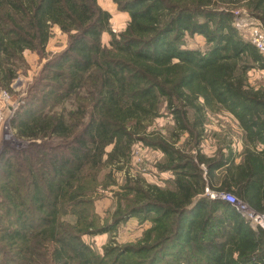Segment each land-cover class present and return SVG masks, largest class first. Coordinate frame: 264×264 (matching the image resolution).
<instances>
[{"label":"trees","instance_id":"obj_1","mask_svg":"<svg viewBox=\"0 0 264 264\" xmlns=\"http://www.w3.org/2000/svg\"><path fill=\"white\" fill-rule=\"evenodd\" d=\"M113 2L130 16L118 34L97 0H0V90L28 70L26 52L48 60L11 120L29 147L0 155V264H264V229L206 193L264 214V88L249 82L264 53L235 26L242 9L264 26V0ZM56 27L68 45L52 55ZM197 36L205 48L187 45ZM220 111L239 123L241 153L203 152ZM138 144L163 153L165 187L131 173ZM111 187L103 221L96 201ZM132 218L152 223L136 244L101 255L83 240Z\"/></svg>","mask_w":264,"mask_h":264},{"label":"rangeland","instance_id":"obj_2","mask_svg":"<svg viewBox=\"0 0 264 264\" xmlns=\"http://www.w3.org/2000/svg\"><path fill=\"white\" fill-rule=\"evenodd\" d=\"M100 10L111 14L110 26L113 32L120 33L124 31L130 21V16L126 12H122L114 4L113 0H97ZM236 14V24L241 28L247 37L252 41L254 39L255 30H260L264 33L262 23L250 16L246 10H239ZM111 40L110 34L107 32L103 36V45L107 46ZM68 45V35L63 34L57 27L53 30L52 38L49 42L47 52L53 54L60 53ZM187 45L191 48H205L206 42L204 38L197 36L190 38ZM25 58L28 63V70L20 74L15 81L12 91H8L11 97L9 105L2 104L0 97V108H3L6 116V124L0 129V155L4 149H12L17 153L25 151L31 141L22 139L18 136L17 130L13 127L11 120L17 109L24 104L30 86L34 83L35 77L38 75L43 65L48 61L41 60L37 54L30 52L25 53ZM249 82L253 87L264 88V72L252 71L249 73ZM3 90H0V93ZM16 105V110H12L10 105ZM11 105V106H12ZM164 117L158 119L155 126L159 130L166 132L172 125V118L167 116L165 109L162 110ZM206 139L203 143V152L208 156H213L218 149L225 144H230L232 149L237 153L243 151V131L239 123L226 111L210 113L207 121ZM6 129L13 131V137L9 141L3 139V132ZM47 143L51 142L46 140ZM58 141L53 140L51 143ZM164 155L160 151L145 147L142 144L134 146L133 158L131 163V173L140 175L149 183L161 187H165L169 180L173 178L172 174L161 173L157 169L158 163L163 159ZM124 173L119 175L120 185L123 181ZM119 192L118 187H111L109 190H99L102 198L96 201V212L103 219L108 218L109 212L114 210L115 198L114 193ZM207 193V192H206ZM211 198V197H210ZM33 217V216H32ZM152 227L151 221H142L139 218H132L121 224L115 233H105L97 235H85L83 240L96 252L103 254L104 247L109 244L128 245L136 244L143 237L144 233Z\"/></svg>","mask_w":264,"mask_h":264},{"label":"built area","instance_id":"obj_3","mask_svg":"<svg viewBox=\"0 0 264 264\" xmlns=\"http://www.w3.org/2000/svg\"><path fill=\"white\" fill-rule=\"evenodd\" d=\"M237 15L239 13H236ZM235 26L241 30V28L235 23ZM252 43L264 53V33L260 30H255L254 39ZM15 83V82H14ZM14 85H12L13 87ZM1 98L3 105H9L11 97L9 92L6 90L1 91ZM12 105V104H11ZM10 105L12 110H16V105ZM6 124V116L4 113L3 108H0V129L4 128ZM3 139L5 141L11 140L13 137V131L11 129H6L3 132ZM207 194L212 199H220L230 203L233 207H235L242 215L245 217L250 223L254 226H259L264 229V214L256 213L253 209L249 206L241 202L235 195L231 193H221V192H214L210 189H206Z\"/></svg>","mask_w":264,"mask_h":264},{"label":"crops","instance_id":"obj_4","mask_svg":"<svg viewBox=\"0 0 264 264\" xmlns=\"http://www.w3.org/2000/svg\"><path fill=\"white\" fill-rule=\"evenodd\" d=\"M0 97H1V93H0Z\"/></svg>","mask_w":264,"mask_h":264}]
</instances>
